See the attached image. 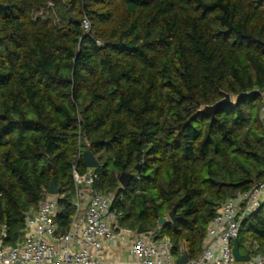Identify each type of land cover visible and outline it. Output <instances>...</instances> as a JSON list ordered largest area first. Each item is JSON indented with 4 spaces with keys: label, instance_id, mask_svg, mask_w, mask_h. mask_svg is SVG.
Masks as SVG:
<instances>
[{
    "label": "trees",
    "instance_id": "obj_1",
    "mask_svg": "<svg viewBox=\"0 0 264 264\" xmlns=\"http://www.w3.org/2000/svg\"><path fill=\"white\" fill-rule=\"evenodd\" d=\"M263 90L264 0H0L5 242L16 243L53 179L58 223L70 225L85 147L100 163L95 189L114 193L123 225L153 230L175 209L161 234L176 256L182 242L198 258L218 207L264 182ZM224 93L232 106L196 114ZM238 241L264 256V202Z\"/></svg>",
    "mask_w": 264,
    "mask_h": 264
},
{
    "label": "built area",
    "instance_id": "obj_2",
    "mask_svg": "<svg viewBox=\"0 0 264 264\" xmlns=\"http://www.w3.org/2000/svg\"><path fill=\"white\" fill-rule=\"evenodd\" d=\"M85 19L82 27L90 30ZM261 119L264 122V90ZM87 144V143H86ZM81 145V143H80ZM88 148L80 147L72 167L74 180L73 215L70 225L58 223L64 195L45 192L36 208L25 213V227L15 244L5 242L7 226L0 223V264H106L117 256L116 264H177L175 243L161 234V226L139 233L123 225L124 214L115 207L114 193L95 189L96 168L82 173L79 161ZM264 202V182L247 192H238L224 201L210 223L201 255L186 264H264V256H251L238 262L233 255V241L238 238L242 222ZM180 253L187 248L180 242ZM127 255L129 261L120 257Z\"/></svg>",
    "mask_w": 264,
    "mask_h": 264
},
{
    "label": "water",
    "instance_id": "obj_3",
    "mask_svg": "<svg viewBox=\"0 0 264 264\" xmlns=\"http://www.w3.org/2000/svg\"><path fill=\"white\" fill-rule=\"evenodd\" d=\"M233 103L234 102H233L232 95L229 93H224V97L221 100H219L218 102H216L213 105L202 106L196 112V114H204V115H207V116L214 118L216 113L221 108L232 106ZM83 163L86 167H90V168H98L100 166V163L97 160L96 156L89 149H87L83 152ZM132 178H133L132 174L124 172L119 177V183L121 184V186L123 188H127L129 186ZM49 193L54 194V195L60 193V189L57 186V183L54 179L51 182V185L49 188ZM177 218L178 217L176 216V211H175V209H173L167 216L160 218L158 224L161 227H164L169 222L174 223ZM146 231L147 230L145 228H143L142 226H140L138 228L139 233H143ZM233 255H234L235 260L238 262H246V261H249L251 259V255L249 253H245V254L241 253L240 248H239L238 238L234 239V241H233ZM188 260H189L188 254H184L182 257L177 259V264H186L188 262Z\"/></svg>",
    "mask_w": 264,
    "mask_h": 264
},
{
    "label": "rangeland",
    "instance_id": "obj_4",
    "mask_svg": "<svg viewBox=\"0 0 264 264\" xmlns=\"http://www.w3.org/2000/svg\"><path fill=\"white\" fill-rule=\"evenodd\" d=\"M50 6H52L51 4L49 5V7ZM45 13H47V9H41L39 12H38V15H44ZM123 258H125V260L127 261H129V257L127 256V255H123L122 256ZM112 260V264H116V262H114V261H116L117 260V256L115 255V256H113V258L111 259Z\"/></svg>",
    "mask_w": 264,
    "mask_h": 264
},
{
    "label": "crops",
    "instance_id": "obj_5",
    "mask_svg": "<svg viewBox=\"0 0 264 264\" xmlns=\"http://www.w3.org/2000/svg\"><path fill=\"white\" fill-rule=\"evenodd\" d=\"M112 258H113V257H112ZM112 258H111V259H112ZM120 258H121V259H123V257H122V256H121ZM111 259H110V261H109V262H107L106 264H112V260H111ZM114 262H115V261H114Z\"/></svg>",
    "mask_w": 264,
    "mask_h": 264
}]
</instances>
